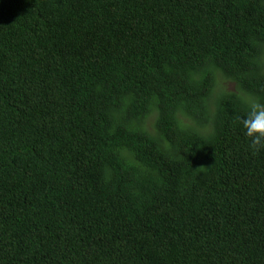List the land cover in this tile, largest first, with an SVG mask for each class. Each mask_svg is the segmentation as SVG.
Wrapping results in <instances>:
<instances>
[{"label": "trees", "instance_id": "trees-1", "mask_svg": "<svg viewBox=\"0 0 264 264\" xmlns=\"http://www.w3.org/2000/svg\"><path fill=\"white\" fill-rule=\"evenodd\" d=\"M261 23L264 0H0V264H264Z\"/></svg>", "mask_w": 264, "mask_h": 264}, {"label": "clouds", "instance_id": "clouds-1", "mask_svg": "<svg viewBox=\"0 0 264 264\" xmlns=\"http://www.w3.org/2000/svg\"><path fill=\"white\" fill-rule=\"evenodd\" d=\"M54 1L57 2L58 0H35L36 4H45ZM16 18L24 24L27 23L20 17ZM261 27H264V23H261ZM262 58L264 60V50ZM240 122L246 137L250 141V148L253 151L264 149V102H260L258 100L252 101L250 103L249 111L244 117L240 118Z\"/></svg>", "mask_w": 264, "mask_h": 264}]
</instances>
